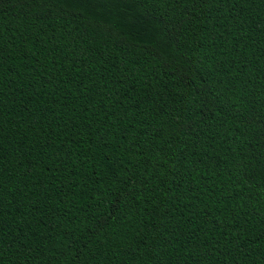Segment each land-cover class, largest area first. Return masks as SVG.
<instances>
[{
	"label": "trees",
	"instance_id": "trees-1",
	"mask_svg": "<svg viewBox=\"0 0 264 264\" xmlns=\"http://www.w3.org/2000/svg\"><path fill=\"white\" fill-rule=\"evenodd\" d=\"M0 264H264V0H0Z\"/></svg>",
	"mask_w": 264,
	"mask_h": 264
}]
</instances>
